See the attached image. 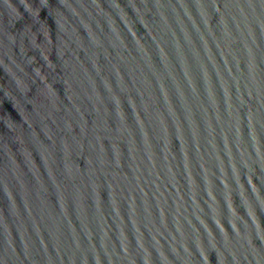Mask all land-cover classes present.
<instances>
[{
	"label": "water",
	"instance_id": "1",
	"mask_svg": "<svg viewBox=\"0 0 264 264\" xmlns=\"http://www.w3.org/2000/svg\"><path fill=\"white\" fill-rule=\"evenodd\" d=\"M0 264H264V0H0Z\"/></svg>",
	"mask_w": 264,
	"mask_h": 264
}]
</instances>
